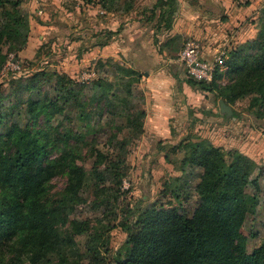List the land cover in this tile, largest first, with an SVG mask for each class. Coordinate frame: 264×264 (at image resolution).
<instances>
[{"label":"rangeland","instance_id":"rangeland-1","mask_svg":"<svg viewBox=\"0 0 264 264\" xmlns=\"http://www.w3.org/2000/svg\"><path fill=\"white\" fill-rule=\"evenodd\" d=\"M18 1V9L23 10L28 17L27 42L37 43V36L42 33L47 43L41 51L42 63L34 61L32 48L26 50L27 42L22 45V36L17 37L16 43L11 42L14 45L12 50H7L8 44H2V54L14 52L19 59L28 61L29 64L21 73L15 75L11 72H0V112L15 102L12 90L17 83L30 81L35 73L49 75L60 65L57 58H62L60 62L64 61L65 64L76 65V69L71 68L68 73L71 75L74 93L63 92L67 100L53 91V77L43 83L37 79L31 81L30 95L34 100L53 99L61 108L60 111L51 110L47 117L42 115L38 121L40 125L49 128L57 140V148L52 152V158L60 161L65 171L69 172L56 174L48 183V206L57 215L56 240L60 249L68 251L66 240L72 237L78 251L75 260L80 264H114L118 256L125 258L123 249L126 232L122 227L123 223L135 221L143 209L151 205L164 209L172 206L178 212L192 215L198 204L194 187L198 183L200 170L189 165L186 166L185 173L180 170L184 153L178 144L185 140L180 135L181 131L171 133L169 138L159 142H141V133L137 132L140 103L136 94L133 96L134 81L138 75L130 73L132 68L124 58L118 61L90 60L83 62L78 68V64H74L75 57L70 55V49L73 51L76 43L79 46L75 55L79 49H87L89 43H85V39L101 33L99 27L97 28L99 23L110 22L112 13L118 14L135 0H107V16L99 13L100 5L97 0L88 4L83 0ZM7 11H12L10 4L0 5V25L7 18ZM55 20L59 26L57 30H61L67 38L62 42L53 41L48 36L49 29L40 27ZM66 22L72 25L68 26ZM81 23L90 26L88 34L81 33ZM20 33H24L22 28ZM109 33L106 32L108 38L111 36ZM241 45L243 44H238L236 48ZM180 46L181 44H176L177 50ZM56 52L59 53L57 57ZM227 55L228 51H225L224 57ZM225 61L218 66L221 73V78L215 83L218 86L227 83L222 69ZM40 68L44 70L38 71ZM88 74H91L89 78ZM252 97L245 96L232 105L239 114L233 120V125L238 128V133H234L237 138H233L226 148L222 147L224 150L236 149L257 164L254 175H258V188L255 189L252 185L246 187L248 193L256 192L258 196L255 214L247 216L244 223L245 229L254 233L246 242L247 253L264 243V118L256 119L251 114L255 107L248 109ZM128 118L132 121L131 126L128 125ZM189 138L190 141H197L194 137ZM70 165L81 169V172L77 171L83 182L75 190L69 186V178L72 176ZM109 166L114 168L110 170ZM174 177H179L180 184H186L181 203L169 193L179 183ZM81 228L85 229L83 233L76 232ZM93 240L97 247L95 257L88 251ZM12 251L16 250L11 249L9 244L5 248V254L11 257ZM16 253H23L20 255L21 259L28 264L26 259L29 256L25 252L17 250ZM48 264H58V259L53 258Z\"/></svg>","mask_w":264,"mask_h":264},{"label":"trees","instance_id":"trees-1","mask_svg":"<svg viewBox=\"0 0 264 264\" xmlns=\"http://www.w3.org/2000/svg\"><path fill=\"white\" fill-rule=\"evenodd\" d=\"M91 1L83 0L87 4ZM106 1L97 0L105 10ZM4 4H10L12 11L5 13L7 18L0 25V51L3 43L8 44L7 50H12L14 45L11 42L16 43L18 36H22L21 43L25 45L29 31L26 13L18 9L20 2L0 0V5ZM130 6L127 4L125 8ZM169 8L170 14L172 7ZM254 25V38L228 51L222 67L227 78L225 85L215 84L221 78L218 66L210 82L194 81L189 77L186 82L201 91L215 94L217 100H223L231 108L237 100L252 95L248 109L255 107L251 114L256 119H262L264 4ZM20 28L24 31L23 35ZM59 33L63 34L61 30ZM43 46L37 50L36 61H42ZM7 56L0 52L1 73ZM43 70L40 68L38 71ZM8 72L15 75L22 71ZM133 72L131 69L130 73ZM49 77L55 79L53 91L57 94L74 93L72 79L67 74L56 70L47 76L35 73L30 81L14 86L12 94L15 102L0 112V264H25L20 256L23 253H16L17 250L29 256L26 259L28 264H48L53 258L58 259V264H80L75 260L78 251L72 237L66 240L68 251L60 249L56 240L57 215L49 208L47 200V186L53 176L60 172L69 173L60 161L51 156L57 148L52 131L38 123L42 115L47 117L51 110L60 111L61 108L53 99L34 100L30 95L32 80L43 83ZM64 100H67L66 96ZM138 116L137 132L142 134L144 112L140 110ZM238 116L232 108L229 117L237 119ZM127 121L131 126V119ZM189 139L178 146L184 153L181 172L185 173L188 165L200 170L194 187L198 204L192 215L178 212L172 206L164 209L151 205L143 209L135 221L123 223L126 232L125 258L118 256L114 264H264V243L251 253L246 252V242L254 233L244 227L247 216L254 215L258 206L257 193L246 191L249 185L258 188V175H254L256 162L236 149L224 150L207 140ZM69 167L72 174L69 186L75 190L83 182L77 171L81 172V169L75 165ZM108 168L112 170L114 166ZM174 180L179 183L169 193L181 203L186 184H180L179 177H174ZM84 230L81 228L76 232L83 233ZM94 242L90 243L88 251L95 257L97 247ZM9 244L11 249L16 250L12 251L11 257L5 254Z\"/></svg>","mask_w":264,"mask_h":264},{"label":"crops","instance_id":"crops-1","mask_svg":"<svg viewBox=\"0 0 264 264\" xmlns=\"http://www.w3.org/2000/svg\"><path fill=\"white\" fill-rule=\"evenodd\" d=\"M135 1L118 14L112 13L110 22L101 21L97 26L101 33L87 37L88 48L79 49L76 55L79 45L74 41L77 45L73 51L70 49V55L75 57L74 64L80 68L83 62L90 60L118 61L124 58L128 62L138 75L133 96L136 94L140 110L145 115L141 142H159L169 138L171 133L181 131L180 135L185 139H205L214 146L226 148L236 137L234 133H238L237 126L233 125L235 118L229 119L220 112L219 100L212 93L186 82L185 67L178 59V53L184 43L193 41L200 48V58L212 62L219 52L231 51L238 44L254 38V21L264 0ZM170 6L172 13L169 14ZM99 13L109 15L101 7ZM81 25V33L88 34L90 26ZM43 26L49 29L48 36L53 41L67 39L57 30L56 20L40 25ZM106 32L111 34L109 38ZM37 39V43L29 41L26 44V50L32 48L34 61L37 50L47 43L42 33ZM176 44H181L178 50ZM58 54L56 52V57ZM60 59L57 58L60 65L55 67L56 71L71 77L68 73L71 68L75 70L76 65L65 64Z\"/></svg>","mask_w":264,"mask_h":264},{"label":"built area","instance_id":"built-area-1","mask_svg":"<svg viewBox=\"0 0 264 264\" xmlns=\"http://www.w3.org/2000/svg\"><path fill=\"white\" fill-rule=\"evenodd\" d=\"M225 51L218 53L213 62L202 60L199 56V47L193 41L183 44L178 59L183 63L187 77L194 81L210 82L213 79L214 70L225 60ZM28 65L27 61L17 58L14 53L7 56L6 62L2 67V72L20 71ZM91 74L87 75L89 78Z\"/></svg>","mask_w":264,"mask_h":264},{"label":"water","instance_id":"water-1","mask_svg":"<svg viewBox=\"0 0 264 264\" xmlns=\"http://www.w3.org/2000/svg\"><path fill=\"white\" fill-rule=\"evenodd\" d=\"M219 110L222 114L231 116L232 115V108L227 105L223 100H219Z\"/></svg>","mask_w":264,"mask_h":264}]
</instances>
